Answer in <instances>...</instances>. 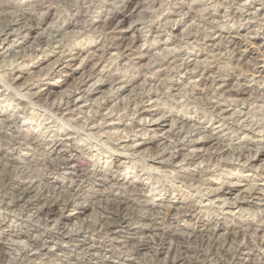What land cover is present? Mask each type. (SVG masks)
<instances>
[{
  "label": "clouds",
  "instance_id": "9594fccd",
  "mask_svg": "<svg viewBox=\"0 0 264 264\" xmlns=\"http://www.w3.org/2000/svg\"><path fill=\"white\" fill-rule=\"evenodd\" d=\"M186 24L181 37L179 30ZM31 32L50 37L53 53L64 47L62 36L78 33L95 50L115 48L118 59L127 56L130 65L136 60L133 53L154 51L163 35L160 45H176L181 52L166 69L161 62L164 79L154 105L161 119H191L202 139L214 141L217 154L231 151L237 161L242 153L236 145L244 139L245 128L264 132V0H0V46L7 43L14 50ZM132 32L140 43L128 53L123 38ZM81 47L84 51L77 48L73 58L93 59V48ZM16 59L25 79L17 84L18 78L7 73L0 81V225L11 216L10 227L30 229V240L34 230L37 251L81 234L68 245L81 253L80 264L92 258L104 264H264V171L252 173L259 184L254 187L261 211L221 221L223 212L211 209L202 226L195 203L208 199L210 190L193 195L192 184L170 179L171 173L150 175L151 151H133L130 159L113 163L114 152L122 150L118 140L80 135L78 121L57 115L63 109L44 99L43 88L33 91L37 75L29 63ZM154 62L155 57L147 65V76L155 71ZM198 80L207 85L203 91ZM138 87L142 91L133 99L144 105L155 88L147 83ZM209 95L215 103L208 102ZM21 100L27 101L24 108L18 107ZM221 108L235 112L236 119L212 130ZM22 113L24 122L35 121L31 130L20 122ZM128 131L134 140L141 135L133 128ZM186 139L177 137L163 151L175 150ZM163 163L176 167L171 157ZM194 164L186 159L176 171L187 175ZM211 172V167L204 168L202 184ZM238 172L229 170L231 175ZM237 199L256 198L250 190ZM177 201L185 205L180 212L167 208ZM61 217L79 222L69 226ZM146 218L151 222L145 223ZM144 228L151 229L150 236L137 234ZM125 232L129 235H120ZM49 233L57 239L46 240ZM85 238L93 243L82 247ZM114 254L123 259H114ZM5 259L16 264L18 257L10 250ZM52 259L41 257L44 264Z\"/></svg>",
  "mask_w": 264,
  "mask_h": 264
},
{
  "label": "rangeland",
  "instance_id": "374dc122",
  "mask_svg": "<svg viewBox=\"0 0 264 264\" xmlns=\"http://www.w3.org/2000/svg\"><path fill=\"white\" fill-rule=\"evenodd\" d=\"M187 30L188 24L179 30L180 36L183 37ZM61 39L64 41V47L59 53H53L49 42L50 37L42 36L40 32H31L21 46L11 51L8 50V44L4 43L0 46V81L7 78V73H11L12 77L18 78L16 83L21 84L26 74L22 72L16 58H22L23 62L31 65L30 71L37 75V79L32 83L38 87L33 91L40 92L43 88L44 92L41 95H44V99L51 98L57 108L63 109V112H57V115L78 121L77 127L80 129V135H94L100 139L112 137L118 140L122 150L114 152L116 160L113 163L130 159L133 151H151L154 158L148 160L152 169L150 175L160 177L162 174L171 173L170 179L179 177L191 183L193 195L197 191L210 190L212 194L208 199L201 202L197 198L195 203V207L201 210L198 216L202 226L207 222L205 217L211 209L223 212V216L219 217L221 221L240 213L254 214L262 210L257 204L259 196L254 187L259 184L253 178L252 173L259 174L264 171V139H258L264 138V132L245 128L244 139L236 145V149L242 153L237 161L232 158L231 151L217 154L214 141L202 139L198 125L191 119L176 121L160 118L161 110L154 106L159 100L161 91L159 85L164 79V69L168 67V62L178 55L181 49L176 45L166 43L160 45L159 40L163 39L162 35L157 38L154 51L145 50L143 53H133L136 55V60L130 65L127 56L118 59L119 53L115 48L105 51L95 50L94 46L82 39L78 33H66ZM123 39L125 41L123 49L128 53H132V49L140 43L134 32L126 34ZM259 39V37H254V40ZM81 45L93 48V59L73 58L77 48L84 51ZM154 57L155 71L151 76H147V65ZM161 62L164 69L161 68ZM145 83L155 88V91L149 93L146 103L141 105L138 99L134 100L133 97H136L137 92L142 91L138 85ZM197 83L201 85V91L207 86L202 80H198ZM0 87H3L2 83ZM57 97H60L58 105H56ZM207 100L215 103V97L211 95L207 97ZM26 103V100H21L18 107L24 108ZM217 111L219 116L212 121L210 125L212 130L223 128L224 122L228 119H236L235 112H227L222 108ZM121 121L123 123H120ZM20 122H23V126L29 130L35 124V121L31 120L24 122L23 113ZM243 122V120L240 121V123ZM36 126L39 125L36 124ZM236 126L239 127V123ZM129 128H133L135 133L141 135L134 140V133H130ZM215 135L219 134L215 133ZM144 137L147 139L141 143ZM177 137H188V139L177 144L175 150L163 151ZM169 157L176 161L175 168L163 163ZM205 157L209 158L207 163ZM186 159L189 162L195 161V164L189 174L181 176L176 169L181 167ZM196 165L200 166L199 169ZM206 167H211L212 172L207 174V183L202 184V173ZM237 169H239L237 174H229V170L236 172ZM250 190L255 200L237 199L242 193H248ZM261 195H264V188L261 190ZM184 207L181 201L167 205V208L174 209L176 212H180ZM54 208L58 211L56 206ZM90 214L88 212L85 215ZM12 220L10 216L0 225L3 229L0 230V264H8L5 258L8 257L10 250L14 251L18 257L16 263L19 261V264H44L41 257H53L51 264H80L81 253L72 250L68 245L81 234L65 237L59 246L46 247L37 251L33 247L35 231L31 230L32 240H30L28 236L30 229L19 225L10 227ZM61 222L72 226L79 221L75 217H61ZM144 222L150 223L151 220L146 218ZM17 228H19L18 235L15 234ZM137 234L150 236L151 229H141ZM220 234L222 235L223 232L221 231ZM120 235L129 234L125 232ZM44 238L46 240L57 239L51 233L46 234ZM92 243V238L80 240L82 247ZM9 244L11 249H9ZM117 257L123 259L119 254H114V259ZM87 264H104V262L92 258L87 261Z\"/></svg>",
  "mask_w": 264,
  "mask_h": 264
},
{
  "label": "bare ground",
  "instance_id": "6f19581e",
  "mask_svg": "<svg viewBox=\"0 0 264 264\" xmlns=\"http://www.w3.org/2000/svg\"><path fill=\"white\" fill-rule=\"evenodd\" d=\"M68 99H69V98H68ZM69 101H70V100H69ZM137 103H138V102H137ZM67 105H68V104H67ZM55 206H56L55 204H53V205L51 206V207H52V209H53V211H55V210H56V209L54 208ZM170 209H171V208H170ZM49 218H51V219H52V216L50 215V216H49ZM77 235H78V234H77ZM19 249H20V248H19ZM18 262H19V261H18ZM18 262H17V263H18ZM17 263H16V264H17ZM18 264H19V263H18Z\"/></svg>",
  "mask_w": 264,
  "mask_h": 264
}]
</instances>
